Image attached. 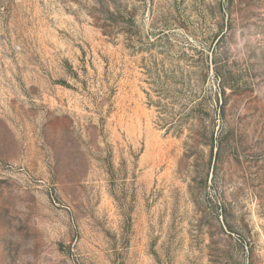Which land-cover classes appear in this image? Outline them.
Returning <instances> with one entry per match:
<instances>
[{
	"label": "rangeland",
	"instance_id": "rangeland-1",
	"mask_svg": "<svg viewBox=\"0 0 264 264\" xmlns=\"http://www.w3.org/2000/svg\"><path fill=\"white\" fill-rule=\"evenodd\" d=\"M0 264H264V0H0Z\"/></svg>",
	"mask_w": 264,
	"mask_h": 264
}]
</instances>
